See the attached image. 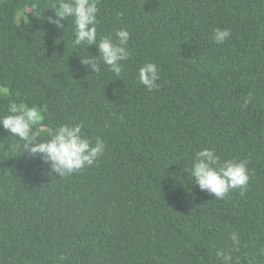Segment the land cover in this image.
I'll return each mask as SVG.
<instances>
[{
    "label": "trees",
    "instance_id": "1",
    "mask_svg": "<svg viewBox=\"0 0 264 264\" xmlns=\"http://www.w3.org/2000/svg\"><path fill=\"white\" fill-rule=\"evenodd\" d=\"M98 7V39L131 34L119 78L81 65L97 49L73 45L71 17L65 33L49 23L58 0H0V116L14 101L37 109L41 139L79 123L106 142L93 166L60 178L0 126V264H223L215 253L233 230V264H264V0ZM218 27L232 30L223 44ZM145 62L159 69L151 92L137 78ZM204 148L248 161L243 196L192 182Z\"/></svg>",
    "mask_w": 264,
    "mask_h": 264
},
{
    "label": "clouds",
    "instance_id": "2",
    "mask_svg": "<svg viewBox=\"0 0 264 264\" xmlns=\"http://www.w3.org/2000/svg\"><path fill=\"white\" fill-rule=\"evenodd\" d=\"M99 0H58V9L55 18L48 17L49 23L65 33L63 23L66 18H72V32L74 46H95L96 55L81 57L80 63L92 75L99 74L102 65L114 74L121 77L125 62L129 59L128 43L130 32L120 27L110 31L107 35H100L98 39L97 27L100 23ZM54 9L56 6H53ZM121 13H117L119 17ZM232 35L230 28H215L211 39L216 44H223ZM139 83L149 92L157 90L160 79L159 69L155 62H145L137 69ZM253 94L248 93L243 99V107L252 102ZM6 115L0 116V126L12 136L19 138L23 152L32 158H39L49 166V174L60 178L69 177L86 167L93 166L106 150V142L100 137L93 141L82 131L79 123H62L48 139H41L40 131L33 125L38 120V111L35 107L27 105L18 106L10 102ZM108 126L107 124L105 125ZM192 182L198 185L201 191L213 195L214 199H224L232 190L238 189L243 196L250 181V170L247 160L227 159L221 160L216 150L204 148L194 153L191 165ZM233 247L220 248L215 255L223 264H233V252L239 250L240 235L233 230L229 234ZM264 251V250H262ZM63 260L64 257L59 258ZM239 264V258H236Z\"/></svg>",
    "mask_w": 264,
    "mask_h": 264
}]
</instances>
